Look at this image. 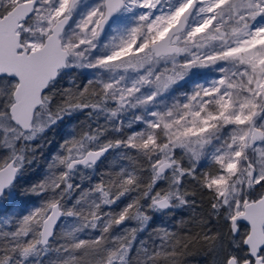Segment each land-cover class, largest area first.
<instances>
[{"label":"snow or ice","instance_id":"snow-or-ice-1","mask_svg":"<svg viewBox=\"0 0 264 264\" xmlns=\"http://www.w3.org/2000/svg\"><path fill=\"white\" fill-rule=\"evenodd\" d=\"M190 258L264 264V0H0V264Z\"/></svg>","mask_w":264,"mask_h":264},{"label":"trees","instance_id":"trees-1","mask_svg":"<svg viewBox=\"0 0 264 264\" xmlns=\"http://www.w3.org/2000/svg\"><path fill=\"white\" fill-rule=\"evenodd\" d=\"M55 148H56V145H52L51 148L49 149V151H55ZM22 206H30V203L28 205H23ZM156 224H167L168 221H167V218H160L158 217L155 221ZM190 264H197V259L195 258H190Z\"/></svg>","mask_w":264,"mask_h":264}]
</instances>
